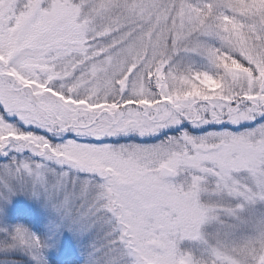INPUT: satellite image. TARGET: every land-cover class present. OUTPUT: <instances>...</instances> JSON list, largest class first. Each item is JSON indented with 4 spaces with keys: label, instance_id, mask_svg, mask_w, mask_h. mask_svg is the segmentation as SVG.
<instances>
[{
    "label": "snow or ice",
    "instance_id": "6c2138e0",
    "mask_svg": "<svg viewBox=\"0 0 264 264\" xmlns=\"http://www.w3.org/2000/svg\"><path fill=\"white\" fill-rule=\"evenodd\" d=\"M0 264H264V0H0Z\"/></svg>",
    "mask_w": 264,
    "mask_h": 264
},
{
    "label": "rangeland",
    "instance_id": "374dc122",
    "mask_svg": "<svg viewBox=\"0 0 264 264\" xmlns=\"http://www.w3.org/2000/svg\"><path fill=\"white\" fill-rule=\"evenodd\" d=\"M15 211L26 215L24 219L18 221L19 225L29 227L38 234L45 231L49 212L44 207L42 199L20 192L12 196L7 204L0 203V225L8 226L7 222L11 220V214ZM92 239V237L78 239L68 230L61 232L56 236L55 243L46 250L47 264H51V260L57 261L58 264H77L76 261L86 264L87 250Z\"/></svg>",
    "mask_w": 264,
    "mask_h": 264
},
{
    "label": "trees",
    "instance_id": "16d2710c",
    "mask_svg": "<svg viewBox=\"0 0 264 264\" xmlns=\"http://www.w3.org/2000/svg\"><path fill=\"white\" fill-rule=\"evenodd\" d=\"M26 215H24L21 212H12L11 214V220H8V226L11 228L12 226L19 225L20 222H18L20 219H24ZM77 264H81L79 261H76ZM51 264H58L57 261L51 260Z\"/></svg>",
    "mask_w": 264,
    "mask_h": 264
}]
</instances>
